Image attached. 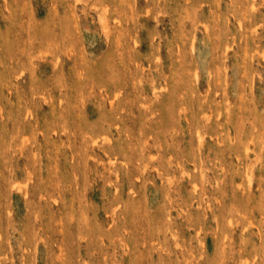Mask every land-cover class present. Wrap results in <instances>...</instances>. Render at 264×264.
<instances>
[{"label": "rangeland", "instance_id": "obj_1", "mask_svg": "<svg viewBox=\"0 0 264 264\" xmlns=\"http://www.w3.org/2000/svg\"><path fill=\"white\" fill-rule=\"evenodd\" d=\"M0 264H264V0H0Z\"/></svg>", "mask_w": 264, "mask_h": 264}]
</instances>
